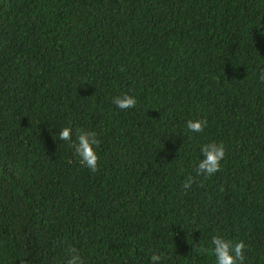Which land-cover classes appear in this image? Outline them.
<instances>
[{"label":"trees","instance_id":"1","mask_svg":"<svg viewBox=\"0 0 264 264\" xmlns=\"http://www.w3.org/2000/svg\"><path fill=\"white\" fill-rule=\"evenodd\" d=\"M262 71L264 0H0V264H216L217 234L264 264ZM62 127L98 134L97 171Z\"/></svg>","mask_w":264,"mask_h":264},{"label":"clouds","instance_id":"2","mask_svg":"<svg viewBox=\"0 0 264 264\" xmlns=\"http://www.w3.org/2000/svg\"><path fill=\"white\" fill-rule=\"evenodd\" d=\"M121 71H124V69L121 68ZM260 79L264 80V71L260 73ZM113 103L119 109L127 110L136 106L137 99L133 95L124 93L114 97ZM206 125V119H189L186 122V127L191 132H203ZM58 136L62 141H72L70 147L74 149L75 154L80 158V163L92 172L97 171L99 156L96 149L100 146L101 140L95 131L80 130L77 132L75 139H73V129L71 127H62ZM201 153L202 158L195 165V177L192 175L185 177L182 185L185 189L192 187L196 177L204 176L208 178L217 173L221 168V161L226 155V149L223 143L211 141L201 147ZM212 245L214 247L211 251L215 256L216 264H244L245 243L243 241L234 242L217 234L212 237ZM199 251L206 253L209 250L201 248ZM66 253L68 257L66 264H85L84 259L75 247L69 246L66 249ZM162 255V253H153L151 255L152 264H160ZM21 264H29V262L21 260Z\"/></svg>","mask_w":264,"mask_h":264}]
</instances>
